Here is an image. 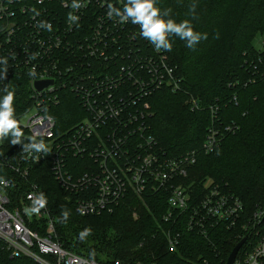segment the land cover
Wrapping results in <instances>:
<instances>
[{
  "label": "built area",
  "instance_id": "2783aa9c",
  "mask_svg": "<svg viewBox=\"0 0 264 264\" xmlns=\"http://www.w3.org/2000/svg\"><path fill=\"white\" fill-rule=\"evenodd\" d=\"M77 2L83 5L79 9L71 7L73 0H0V85L19 76L29 90L27 105L17 114L22 142L13 144L11 136L0 141V257L98 264L53 239L56 220L48 201L39 214L25 211L42 193L30 175L47 166L83 217L111 214L128 196L166 197L165 212L150 235L159 240L157 247L144 248L143 240L138 258L109 264H165L157 258L158 248L176 254L185 234L211 240L221 232L232 233L237 244L245 240L232 264H264V205L245 214L240 199L220 184H187L197 153L167 155L150 134L148 101L162 90L182 91L177 66L142 37L139 25L108 16L109 4L123 9L127 0ZM69 13L79 20L70 21ZM256 50L246 62V81L229 86L264 84V37ZM44 82L51 83L38 90L35 84ZM187 103L199 110L194 98ZM229 103L238 105L236 94ZM62 104L74 114L57 121L55 109ZM208 110L211 125L199 150L204 154L238 130L235 124L219 125L217 105ZM34 135L43 138L47 152L24 151Z\"/></svg>",
  "mask_w": 264,
  "mask_h": 264
},
{
  "label": "trees",
  "instance_id": "16d2710c",
  "mask_svg": "<svg viewBox=\"0 0 264 264\" xmlns=\"http://www.w3.org/2000/svg\"><path fill=\"white\" fill-rule=\"evenodd\" d=\"M202 1L206 2L158 0V6L170 9L171 17L178 23L191 20L196 31L207 33V39L189 49L179 37H170L173 49L163 52L177 66L182 91L171 94L162 90L150 97L154 113L149 120L150 134L167 155L197 153L196 162L188 171L187 184H197L205 178L226 184L228 191L240 199L245 214H250L256 206L264 205V84H229L246 81L249 75L246 62L257 51L254 41L264 37V0H209L204 19L199 21ZM193 3L195 18L190 12ZM5 87L15 91L16 114L21 113L29 95L25 79L9 78L0 85V97L6 94ZM235 94L237 106L229 103ZM189 97L197 101L199 110H190ZM66 105L55 109L57 121L74 114ZM215 105L220 109L219 125L235 123L238 130L226 135L213 152L204 154L199 150L211 125L208 108ZM219 151L220 156H216ZM30 180L38 183L47 198L56 220L53 239L66 250L98 264H109L118 259L131 261L138 258L140 250L157 247L159 240H151L150 235L165 212L166 197L147 195L142 199L145 207L141 200L128 196L111 214L83 217L50 176L47 166L35 168ZM134 210L137 220L133 218ZM64 212L69 214L67 219ZM89 228L90 234L81 238L80 233ZM143 240L145 247L137 249ZM236 244L230 232L213 234L211 240L185 234L178 253L166 254L162 248L158 252V248L156 255L165 264H194L203 260L208 264H225ZM0 264L35 263L6 256L0 257Z\"/></svg>",
  "mask_w": 264,
  "mask_h": 264
},
{
  "label": "clouds",
  "instance_id": "9594fccd",
  "mask_svg": "<svg viewBox=\"0 0 264 264\" xmlns=\"http://www.w3.org/2000/svg\"><path fill=\"white\" fill-rule=\"evenodd\" d=\"M83 5L73 0L71 7L73 9H79ZM108 16L119 17L120 22L131 21L134 25H139L140 34L147 39L157 51H172L173 43L170 37H179L180 40L186 42V47L194 49L195 46L203 39H207V33H201L195 30L191 20L185 19L181 22H177L171 17L170 9H161L158 6V0H127L123 9L116 8L109 4ZM196 5L193 3L190 8V12L195 18ZM68 19L72 22L79 20L78 16L69 13ZM41 27H47L51 30L50 24H41ZM5 64L7 61H3ZM6 71V69H5ZM34 74V73H33ZM6 93L0 97V141L8 136L12 137V143L18 144L22 142L24 133L20 127V122L16 114L15 109V91L10 90L8 87L3 89ZM48 119H52L48 117ZM39 135V134H37ZM29 143L23 145L24 151L32 152H47L48 146L45 144L43 138L37 139V136L27 138ZM3 183V181H0ZM31 199V197H30ZM47 204L46 197L41 193L39 197L34 200L33 206L26 208L28 213L39 214L40 210ZM68 212H64L65 219L68 217ZM91 229H85L80 233V237L84 238L89 235Z\"/></svg>",
  "mask_w": 264,
  "mask_h": 264
},
{
  "label": "rangeland",
  "instance_id": "374dc122",
  "mask_svg": "<svg viewBox=\"0 0 264 264\" xmlns=\"http://www.w3.org/2000/svg\"><path fill=\"white\" fill-rule=\"evenodd\" d=\"M207 1H209V0H206V2H204V1H202V3L200 4L201 6H200V14H199V18H200V20L199 21H201V20H203L204 18H203V16L205 15V10H206V7H207V5H208V2ZM199 2H201V1H199ZM199 5V4H198ZM196 24H198V22H196ZM259 39L260 38H256V40L254 41V46L255 47H257L258 46V44H259ZM17 77H19V76H17ZM152 104H151V102H150V100L148 101V111L152 114V116H153V111H152ZM151 119V118H150ZM149 119V120H150ZM232 124H235V123H232ZM236 125V124H235ZM224 126H226V125H224ZM237 127H238V125H236ZM218 155H216V156H220L219 154H221V152L219 151L218 153H217ZM206 181H211V182H213V183H216V182H214L212 179H210V178H205V180H203V181H201V182H199V183H197V184H194L195 186H196V188H201L205 183H207ZM216 184H219V183H216ZM221 185V184H220ZM221 186H223V187H225L227 190H228V187H227V185L226 184H223V185H221ZM142 203H143V205L146 207V204H144V202L142 201ZM142 205V204H141ZM134 213H133V218H134V220H137L138 219V216H137V213H136V211L134 210L133 211Z\"/></svg>",
  "mask_w": 264,
  "mask_h": 264
},
{
  "label": "water",
  "instance_id": "95a60500",
  "mask_svg": "<svg viewBox=\"0 0 264 264\" xmlns=\"http://www.w3.org/2000/svg\"><path fill=\"white\" fill-rule=\"evenodd\" d=\"M51 82H44V83H36L35 86L38 90H43L45 87H47ZM245 240L240 241L238 244L234 246V248L231 250L227 260L226 264H232L236 254L238 253L239 249L241 248L242 244Z\"/></svg>",
  "mask_w": 264,
  "mask_h": 264
}]
</instances>
